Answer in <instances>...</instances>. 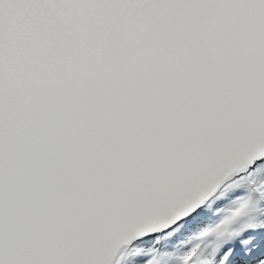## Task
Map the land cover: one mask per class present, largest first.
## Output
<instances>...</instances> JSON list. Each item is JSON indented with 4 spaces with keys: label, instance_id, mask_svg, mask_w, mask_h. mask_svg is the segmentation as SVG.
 Returning a JSON list of instances; mask_svg holds the SVG:
<instances>
[{
    "label": "snow or ice",
    "instance_id": "obj_1",
    "mask_svg": "<svg viewBox=\"0 0 264 264\" xmlns=\"http://www.w3.org/2000/svg\"><path fill=\"white\" fill-rule=\"evenodd\" d=\"M0 264H264V0H0Z\"/></svg>",
    "mask_w": 264,
    "mask_h": 264
}]
</instances>
